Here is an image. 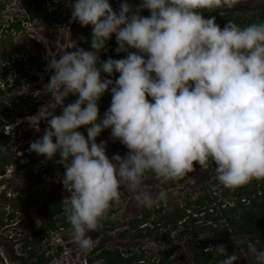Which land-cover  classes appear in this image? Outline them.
I'll return each mask as SVG.
<instances>
[{
	"label": "clouds",
	"instance_id": "9594fccd",
	"mask_svg": "<svg viewBox=\"0 0 264 264\" xmlns=\"http://www.w3.org/2000/svg\"><path fill=\"white\" fill-rule=\"evenodd\" d=\"M233 3L141 0L134 8L124 0L118 12L110 0L71 3L72 19L92 26L91 50L72 43L75 51H62L59 58L49 54L46 70L52 75L44 91L51 100L35 116L37 124L47 120L48 126L41 138L20 150L29 148V157L35 152L49 160L59 153L65 168L61 182L68 193L63 211L70 225L63 226V218H57L56 229L71 227V238L81 251L93 249L89 233L101 227L102 218L120 201L122 187L141 207L167 201L166 190L144 186L148 174L166 184L192 173L198 163L201 170L212 169L226 189L264 181V22L241 27L229 21L221 28L214 16H203L205 9ZM46 7L60 9L49 3ZM144 10L150 16H142ZM113 34L116 52L127 55L101 61L99 54ZM115 73L119 76L113 80ZM109 90L111 103L101 118L98 102ZM70 95L77 99L65 105ZM58 106L62 112L56 115ZM0 127V136L13 138L7 127L15 134L19 122H0ZM81 127H86L87 138L78 131ZM105 129L128 149L125 156L109 158L106 142H96ZM9 165H4L0 179L1 195L8 197ZM209 205L215 214L216 207ZM204 211L187 210L196 220ZM204 252L211 253L216 264L239 260L223 244L209 245ZM240 254L264 264V250L255 244L248 243Z\"/></svg>",
	"mask_w": 264,
	"mask_h": 264
},
{
	"label": "rangeland",
	"instance_id": "374dc122",
	"mask_svg": "<svg viewBox=\"0 0 264 264\" xmlns=\"http://www.w3.org/2000/svg\"><path fill=\"white\" fill-rule=\"evenodd\" d=\"M51 1L53 0H46L44 9L49 3L50 6L56 5L61 9H65V13L68 10L72 13L71 3L74 0H55L53 4L50 3ZM121 3L123 2L117 4L119 8ZM140 3L141 0L129 2L134 8ZM261 3H264V0H234L232 7L215 8L212 9V12L203 16L206 19L213 16L218 19V17H223L231 12L241 19L248 20L257 16L259 11L256 12L255 9ZM146 11L148 10L142 11L141 15L149 16ZM24 17L19 0H0V89L2 90L0 92V109L3 110L0 113V122H19V128L15 134L12 133L13 127L11 130L7 127V132L12 134L13 138L7 139L0 136V145H3L6 151L5 154H0V164L5 165L9 162L13 165L12 172L6 177L10 197L6 195L7 199L2 198V186H0V264L31 263L30 259L27 258V254L22 250L25 235L35 227L45 223L44 209H47L52 199L67 198L68 195L61 182L65 168L63 164L59 163V153L51 160L37 153H35L34 159H31L28 154L32 151L29 148V152L20 150L21 146L30 147L31 142L41 138L48 126L47 120H40L37 124L35 116L39 108L51 100L50 94L44 91V86L49 82L52 75L51 71L46 70L49 54H56L59 58L62 51H75V48H70L72 43L85 50H91V44L87 43L79 34L73 33L68 26L41 20L30 23ZM218 25L223 28L226 22L218 23ZM111 39L116 44H113V47L117 48L118 44L114 34ZM8 42L11 43L10 46H6ZM129 51L136 50L129 49ZM126 55L127 53H123V58ZM3 72L4 74L1 75ZM21 99L27 102L21 103ZM76 99V96L70 95L64 103L67 105ZM110 103L111 100L109 99L104 101L99 106V113L103 115ZM57 112L61 114L62 108L58 106L55 114L59 115ZM81 130L82 127L78 129V131ZM109 131L111 132V129ZM106 151L109 158L115 154H120L122 157L127 154L111 148L110 145H107ZM21 159L24 162L19 168L16 163ZM41 166L48 169V179L45 182L43 180L41 188L39 187L38 194L40 193V197H35L33 204L28 209L16 207L15 205L19 203L16 195L22 196L36 191L35 187L25 186L21 181L25 178L26 171L33 169L37 172ZM169 183L160 184L154 175L146 176L144 183L146 188L152 191L163 189L168 192L167 201L161 202L158 206L152 208L139 206L127 187H122L120 189V201L114 203L103 217L104 219L109 218L112 223L100 230L89 233L94 241V247L90 251H81L73 242L71 227L59 229L49 235L41 234L38 236L35 240L38 250L50 255L47 264H107L105 259L96 257L104 249L99 248V244L101 245V241L107 235L110 238L105 239L104 247L110 251H119L123 256L130 255L129 252L138 254L143 252L142 259L144 260L137 261V264H193L192 256L187 251L186 245L189 235L180 237L179 231L181 228L171 229L170 224H165L164 216L172 213L177 207L194 204L199 197L205 195L212 196L213 201L210 204L216 209L220 207L219 203L221 202L229 203L231 206H227V212H230L229 209L237 204V198L233 194L236 189H226L221 186L215 178V172L202 171L198 163H195L192 175L187 176L182 182H178L173 187L168 186ZM249 189H256V187L249 185ZM260 193L261 191H259ZM241 197L245 198V196ZM243 204L245 208L249 206L248 201L243 202ZM205 206H207V203ZM205 206H202L201 209L204 210ZM112 211L115 212L112 213ZM195 212L197 211L192 213ZM240 212H236V218H240ZM206 214L214 215V212L209 210L204 211V214H198V222L195 221V224L205 223L203 218ZM10 216H12L11 219ZM58 219L61 221L62 217L59 216ZM137 219H142L143 222L136 223ZM219 222L224 223V220ZM132 224L137 227L132 228ZM146 225L153 230L152 235L146 237L133 236L138 228L146 231ZM208 235V231H204L198 234L196 239ZM237 237L221 236L218 238L225 241L229 255L235 253L239 256L236 264H255L251 257L247 258L241 255L240 251L245 249L248 243L255 244L260 249L259 239L256 238L255 241H250L247 235ZM234 238L235 240L238 239L239 243L243 242V244L232 247L231 241ZM39 239H41L40 243ZM181 251L186 252L183 258H179ZM168 254H170L169 261H166L165 257ZM208 264H216V261Z\"/></svg>",
	"mask_w": 264,
	"mask_h": 264
},
{
	"label": "trees",
	"instance_id": "16d2710c",
	"mask_svg": "<svg viewBox=\"0 0 264 264\" xmlns=\"http://www.w3.org/2000/svg\"><path fill=\"white\" fill-rule=\"evenodd\" d=\"M20 1V8L24 13V18L27 22H32L35 20H42V21H53L55 23H63L67 25L68 20L71 16V12L68 11L67 13L62 12V9L57 8L56 10L52 11L48 9L47 7L44 9L45 0H19ZM124 1V0H122ZM133 0H127V2H131ZM211 9H205L203 10V15L206 13H209ZM216 20V18H215ZM229 21H233L240 25L241 27H245L250 25L251 23L256 22H264V7L259 9V13L257 16L244 20L241 19L239 16H235L233 13H228L224 15L223 17H218L217 24L226 22V24ZM71 29L74 32H79L82 35V38H84L89 44H91L92 39V26H82L78 21H74L72 23ZM11 43H6V46H10ZM100 60L103 61V58L105 57L113 58L114 56L106 55L105 57L100 52ZM10 61V60H9ZM4 72L1 74L3 75ZM102 76H106V74H102ZM118 78L117 73H115L114 80ZM0 92L2 90L0 89ZM106 96H111L110 90L105 93ZM104 98V97H103ZM149 99V97H148ZM106 99H102L104 102ZM102 101H99V106L103 103ZM27 102L26 100L21 99V103ZM14 103V102H13ZM18 105V103H16ZM3 110L0 109V113H2ZM59 114V112H57ZM100 117L103 116L100 114ZM85 135L87 138V131L86 127H82V130L80 131ZM11 138V137H9ZM101 141H105L107 145L112 143V139L108 136V133L106 132V129L102 131L99 137H97V143H100ZM30 146V145H29ZM114 148L122 149V150H128L124 145H122L119 141L113 145ZM27 146H22L21 149H26ZM6 151L0 150V154L5 153ZM35 152H33L30 155L31 159H34ZM6 158V157H5ZM215 168V166H213ZM205 172L212 171V169H205L203 170ZM47 172V170L45 171ZM193 173V172H192ZM192 173L187 174L186 176L192 175ZM44 171H38L35 172L33 169H28L26 171V177L24 178V183L30 187H36L42 181L45 179L43 177ZM0 175H5V169L4 165L0 164ZM185 176V177H186ZM185 177L171 181L168 186L173 187L178 182H182ZM3 180H0V185L3 184ZM249 185H254L256 189H249ZM259 191L261 193L259 194ZM37 192V191H35ZM234 196L237 198L236 200V206L231 208L229 211L226 212L222 211L221 213L215 212V214H206L204 217L205 223H202L201 225H196L195 221H197L195 218L192 217V215L187 213V210L192 209L193 211H201V207L206 206V211L209 209V204L213 201L211 195H205L199 198V200H196L194 204H186L185 207H177L173 210L172 213L165 215L164 219L166 220V225L170 224L171 229H176L178 227V222L182 219H184L186 216L188 217V222L183 225L184 231L181 233V235L187 234L192 236H197L201 232L208 231L209 235L204 238L195 239L192 238L188 241L187 245V251L192 255L193 264H208L215 261V258L212 256L211 253H205L204 249L207 248L209 245H212L213 247L218 245H225V241L222 239H219L218 237L221 236H228L230 234L234 235H240L244 234L247 235V238L250 241H255L256 238L259 239L258 244L260 245V249L264 250V181H253L245 186L236 188V190L233 192ZM19 199V203L15 205L16 207H20L22 209H28L33 204V195H16ZM245 196L250 202L249 206L247 208L244 207V204L242 203V197ZM2 198L7 199L5 194L2 195ZM64 197H58L56 199H53L50 202V205L47 207L45 213L48 219V222L44 225H40L36 229H33L30 233L25 235V239L23 240V251L27 254L28 260L30 259L31 264H47L49 263L50 255H47L44 251L38 250V246L35 242L36 238L40 236L41 234L48 233L49 229H52L53 231L57 230L56 224H55V218H58L59 216H62L63 218V226L70 225L67 221V218L65 216V213L63 211V200ZM240 212V218H236V212ZM13 215V213H12ZM12 216L9 218L11 219ZM220 220H224V223H220ZM142 219H137L136 223H142ZM207 222H210L209 224ZM101 225L103 224H109V219L102 221ZM4 224V222H3ZM131 227H137L135 225H131ZM153 230L149 227L146 229V231H143L142 229L138 228V231L135 233L136 237H146L148 235H152ZM110 238L106 235L105 239ZM105 239L101 241V245L99 244V248L104 247ZM41 239H39V243ZM231 246L235 247L238 245L243 244V242L239 243L238 239L231 241ZM226 247V246H225ZM98 250V249H95ZM130 255L123 256L121 252L119 251H110L106 248L102 250L101 253H99L96 257L99 259L103 258L107 262V264H136L138 260H141L144 256L143 252L134 253L129 252ZM169 255L166 256V261H169ZM186 252L181 251V254L179 255V258L185 257ZM177 258V257H176ZM176 258L174 260H176Z\"/></svg>",
	"mask_w": 264,
	"mask_h": 264
},
{
	"label": "flooded vegetation",
	"instance_id": "af4514ba",
	"mask_svg": "<svg viewBox=\"0 0 264 264\" xmlns=\"http://www.w3.org/2000/svg\"><path fill=\"white\" fill-rule=\"evenodd\" d=\"M54 2H55V0H53ZM135 1H137V0H133V1H131V2H135ZM263 1V0H262ZM120 2H124V1H122V0H110V4H111V6L113 7V10L114 11H119V7L117 6V4L118 3H120ZM129 3V2H128ZM259 7V8H258ZM264 7V3H261L260 5H258L257 6V8L255 9V11L257 12V11H259V9H261V8H263ZM61 9V8H60ZM66 10L65 9H62V12H65ZM69 11V10H68ZM213 10L211 9V11L210 12H212ZM146 12H148V15L150 16V12L149 11H146ZM259 13V12H258ZM204 15H206V14H204ZM72 16H70V18H69V20H68V23H67V25H65V24H63V23H58L59 25H63V26H68L69 27V29H71V26H72V23H74V20L71 18ZM42 21V20H41ZM33 22V21H32ZM53 22V21H52ZM216 22H217V18H216ZM31 23V22H30ZM54 24H55V22H53ZM89 26H91V25H89ZM71 31L73 32V33H77V34H79L80 36L82 35L81 33H79V32H74L72 29H71ZM82 37V36H81ZM116 38V37H115ZM112 39H110V40H108L107 42H106V46H105V49L104 50H102L101 51V54L105 57L106 55H110V56H114L115 57V59H122L123 58V53H117L116 52V48H114L113 47V44H115V42L114 41H111ZM86 41V40H85ZM87 42V41H86ZM88 43V42H87ZM108 43H110V44H108ZM116 45V44H115ZM112 46V47H111ZM131 50V49H130ZM106 59H108L107 57H105V59L103 58V61L104 60H106ZM117 75L119 76V74L117 73ZM111 79H113L114 80V78H115V74H114V76L113 77H110ZM104 97V98H103ZM102 99H109V100H111L112 99V97L111 96H106L105 97V94L101 97V99L99 100V101H102ZM106 100H104V101H106ZM149 100H151V98L149 97ZM103 102V101H102ZM100 114V113H99ZM102 115V114H101ZM103 116V115H102ZM106 132L108 133V136L110 137V139H112L111 138V132L109 131V129H106ZM113 140V139H112ZM119 140H113L112 141V143H110L109 145H110V147L111 148H113V149H117V148H114V146L113 145H115L117 142H118ZM22 147V146H21ZM20 147V148H21ZM3 148L5 149V147L3 146ZM117 150H119V151H121V152H123V153H127L128 152V150H122V149H117ZM2 154H5V153H2ZM194 165H195V163H194ZM198 166L200 167V165L198 164ZM213 166H215L214 164H213ZM201 168V167H200ZM47 170V172H48V169H46V167H44V166H41V168H40V171H44V173L45 174H43V177L45 178L44 179V182L48 179V177H47V172H45ZM39 171V170H38ZM37 171V172H38ZM203 171V170H202ZM213 171V170H212ZM214 172V171H213ZM148 175H152V174H148ZM26 177V176H25ZM187 177V176H186ZM185 177V178H186ZM22 182H23V184L26 186V184L24 183V178L21 180ZM42 185V183H40L38 186H36L35 188H36V191L37 192H35V191H33V193L32 194H26V195H33L34 196V198L35 197H40V193L38 194V192H39V187ZM28 186V185H27ZM41 188V187H40ZM24 196V195H23ZM202 197V196H201ZM200 198V197H199ZM199 198H198V200H199ZM53 200V199H52ZM51 200V201H52ZM246 201H248V202H250L246 197L245 198H243V200H242V203L243 202H246ZM186 206V205H185ZM184 206V207H185ZM219 208L218 209H216L215 211H228V209H227V203H223V202H221V203H219ZM226 208V209H225ZM231 209V208H230ZM229 209V210H230ZM45 211H46V209H44V214H43V217H44V220H45V223L44 224H46L47 222H48V219H47V216H46V213H45ZM113 212H115V211H112V213ZM231 212V211H230ZM221 213V212H220ZM107 219H109V218H102V221H104V220H107ZM55 220V224L57 225V218H55L54 219ZM109 221H110V223L109 224H111L112 223V220H110L109 219ZM185 223H187V222H185V218L184 219H182V220H180L179 222H178V227L179 228H181V230L179 231V236L180 237H182V236H187V234H184V235H181V233H183V231H184V227H183V225L185 224ZM207 223H209V222H207ZM44 224H42V225H44ZM106 225H108V224H102L101 225V227L98 229V230H100L101 228H104V227H106ZM37 227H39V226H37ZM36 227V228H37ZM177 227V228H178ZM176 228V229H177ZM147 229V228H146ZM143 231H145V230H143ZM121 235H122V233H120ZM120 236V235H119ZM198 236V235H197ZM197 236H192V235H189L188 237H187V244L186 245H188V241L190 240V239H192V238H197ZM228 236H235L236 238H238L237 236H244V234L242 235V234H240V235H234V234H230V235H228ZM222 237H225V236H222ZM227 237V236H226ZM104 239H105V237H104ZM199 239V238H198ZM235 239V238H234ZM192 256V255H191ZM105 263V262H104ZM31 264V263H30Z\"/></svg>",
	"mask_w": 264,
	"mask_h": 264
},
{
	"label": "built area",
	"instance_id": "2783aa9c",
	"mask_svg": "<svg viewBox=\"0 0 264 264\" xmlns=\"http://www.w3.org/2000/svg\"><path fill=\"white\" fill-rule=\"evenodd\" d=\"M12 169H13V165H9L8 167H7V173L8 174H10L11 172H12ZM3 177V175H0V179Z\"/></svg>",
	"mask_w": 264,
	"mask_h": 264
}]
</instances>
